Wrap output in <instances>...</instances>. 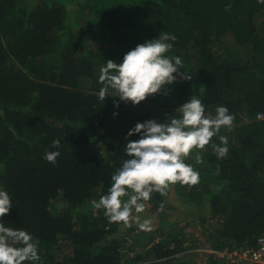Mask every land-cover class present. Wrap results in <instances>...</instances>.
<instances>
[{"label":"trees","instance_id":"16d2710c","mask_svg":"<svg viewBox=\"0 0 264 264\" xmlns=\"http://www.w3.org/2000/svg\"><path fill=\"white\" fill-rule=\"evenodd\" d=\"M161 32L177 37L166 55L180 56V73L190 79L176 74L166 95L162 90L135 106L121 101L115 107L118 97L99 100L100 68L107 60L122 62L128 51ZM231 48L238 57L227 55ZM192 97L202 99L206 114L227 107L233 125L199 150L201 162L195 151L188 158L200 174L198 184L154 192L145 206L162 213L161 204L164 210L175 191L208 210L212 222L204 230L213 231L202 243L255 245L264 235V118H257L264 115V4L40 0L29 6L0 0V188L13 200L2 219L33 236L38 264H196V253L184 252L188 238L182 231L153 238L146 254H124L121 224L110 223L92 204L107 194L112 175L128 158L129 130L137 122L178 117L176 109ZM220 136L228 138L223 159L212 150ZM55 139L59 148L52 146ZM97 140L104 143V155L93 147ZM47 151L60 152L55 164L44 159ZM57 200L66 206L57 209Z\"/></svg>","mask_w":264,"mask_h":264},{"label":"clouds","instance_id":"9594fccd","mask_svg":"<svg viewBox=\"0 0 264 264\" xmlns=\"http://www.w3.org/2000/svg\"><path fill=\"white\" fill-rule=\"evenodd\" d=\"M264 4V0H257ZM227 5L225 10H230ZM177 37L161 32L158 38L147 40L128 51L123 61L116 63L108 59L100 68L98 92L101 101L109 96L118 97L113 101L119 107L121 101L139 105L149 96L167 94L166 86L177 80L180 69L184 68L182 58H169L166 54L173 48ZM185 78L186 77L185 75ZM178 117L167 116L164 122L149 119L137 122L129 130L125 139L124 159L112 175V184L107 194L98 201H93L95 209H103L110 223L131 227L135 223L140 230L151 231V218L141 217L145 202L154 192L162 195L171 185L194 186L200 181L199 172L187 163L195 151L197 163L202 161L199 150L205 149L221 128L231 129L234 115L223 105L215 109V116L206 114V106L201 98L192 97L177 109ZM117 112L113 113L115 117ZM139 134L137 140L128 137ZM220 144H212V150L218 159L228 154V138L220 136ZM60 140L52 141L54 148H59ZM59 151H47L44 159L55 164ZM13 200L6 189L0 188V264H38V244L25 229L7 226L3 217L9 214ZM163 203L160 210L163 211Z\"/></svg>","mask_w":264,"mask_h":264},{"label":"rangeland","instance_id":"374dc122","mask_svg":"<svg viewBox=\"0 0 264 264\" xmlns=\"http://www.w3.org/2000/svg\"><path fill=\"white\" fill-rule=\"evenodd\" d=\"M23 3L29 6H34L40 2V0H22ZM51 1V0H50ZM55 1V0H53ZM71 8V7H69ZM263 19V18H261ZM260 20H258L259 22ZM232 51L227 50V55L230 57H238L237 49L231 48ZM241 50V49H240ZM264 118L261 117V119ZM103 141L97 140L93 147L98 154L104 155L105 150L103 146ZM57 209L61 210L66 206V203L62 200L55 201ZM88 208V206H86ZM143 218H151L153 221V226L151 231H143L138 228V226L133 223L131 227H124L121 224V238L123 239V248L122 251L128 256L135 257L137 254H146L145 251L149 244L153 242V238L160 240L163 234L168 233H186L188 241H186L187 248H192L201 244V240H205L212 233L213 230H204L205 227L211 226V219L208 213V210L202 208L201 206L183 200L175 191H173L167 201L163 212H149L145 206V210L140 214ZM202 219H206L203 224ZM173 225V227H171ZM209 231V232H208ZM198 241V242H197ZM193 242V243H192ZM203 242V243H204ZM133 245V248H132ZM65 252L68 251V248H64ZM181 254V253H179ZM190 254H193L190 252ZM196 255L195 262L196 264H209L210 259L204 258L199 253L193 254Z\"/></svg>","mask_w":264,"mask_h":264},{"label":"built area","instance_id":"2783aa9c","mask_svg":"<svg viewBox=\"0 0 264 264\" xmlns=\"http://www.w3.org/2000/svg\"><path fill=\"white\" fill-rule=\"evenodd\" d=\"M179 75L185 77L183 73H179ZM186 77H188L186 78L187 80L190 79L189 75H186ZM261 117H263V113H258L257 118L261 119ZM184 252L199 253L205 256L204 258L206 259L214 260L215 264H264V235L259 236L255 245L240 249L218 248L202 243L201 245L187 248ZM179 255L176 254L174 256Z\"/></svg>","mask_w":264,"mask_h":264}]
</instances>
